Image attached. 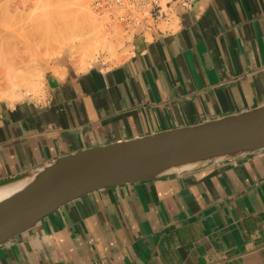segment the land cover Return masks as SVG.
Masks as SVG:
<instances>
[{"label": "crops", "instance_id": "1", "mask_svg": "<svg viewBox=\"0 0 264 264\" xmlns=\"http://www.w3.org/2000/svg\"><path fill=\"white\" fill-rule=\"evenodd\" d=\"M116 64L45 67L0 99V182L92 147L264 105V0H193ZM0 264H264V150L97 190L0 245Z\"/></svg>", "mask_w": 264, "mask_h": 264}, {"label": "water", "instance_id": "2", "mask_svg": "<svg viewBox=\"0 0 264 264\" xmlns=\"http://www.w3.org/2000/svg\"><path fill=\"white\" fill-rule=\"evenodd\" d=\"M264 150V105L192 126L81 150L0 182V245L97 190L191 172Z\"/></svg>", "mask_w": 264, "mask_h": 264}, {"label": "rangeland", "instance_id": "3", "mask_svg": "<svg viewBox=\"0 0 264 264\" xmlns=\"http://www.w3.org/2000/svg\"><path fill=\"white\" fill-rule=\"evenodd\" d=\"M90 1L0 0V99L39 95L45 67L59 59L84 69L128 56V44L105 32Z\"/></svg>", "mask_w": 264, "mask_h": 264}, {"label": "built area", "instance_id": "4", "mask_svg": "<svg viewBox=\"0 0 264 264\" xmlns=\"http://www.w3.org/2000/svg\"><path fill=\"white\" fill-rule=\"evenodd\" d=\"M193 0H91L90 9L108 35L128 46L133 37L151 39L161 26L175 18L177 7L187 8Z\"/></svg>", "mask_w": 264, "mask_h": 264}, {"label": "bare ground", "instance_id": "5", "mask_svg": "<svg viewBox=\"0 0 264 264\" xmlns=\"http://www.w3.org/2000/svg\"><path fill=\"white\" fill-rule=\"evenodd\" d=\"M12 73V72H11ZM10 73V74H11ZM17 77V76H15ZM18 78V77H17ZM22 78V77H21ZM24 81V78L23 79H20V81ZM29 83V82H28ZM31 83V81H30ZM32 85V83H31ZM30 85V86H31ZM31 88V87H30ZM35 88V87H34ZM26 183V181H19V182H16V183H12V184H9V185H6V186H2L0 187V200H2L3 198L9 196L10 194H12L13 192L19 190L24 184Z\"/></svg>", "mask_w": 264, "mask_h": 264}]
</instances>
